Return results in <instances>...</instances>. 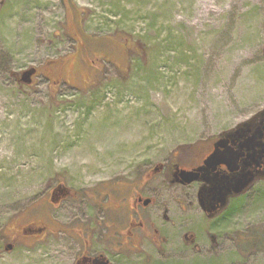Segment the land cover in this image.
<instances>
[{
    "label": "rangeland",
    "instance_id": "rangeland-1",
    "mask_svg": "<svg viewBox=\"0 0 264 264\" xmlns=\"http://www.w3.org/2000/svg\"><path fill=\"white\" fill-rule=\"evenodd\" d=\"M65 1L0 0L5 237L49 220L46 201L59 183L81 192L134 177L177 152L192 158L193 148H210L216 136L264 109V0H70L73 14ZM76 7L85 9L84 18ZM70 14L74 27L67 28ZM79 27L82 44L71 31ZM66 56L60 83L44 74L32 86L20 82L26 69ZM89 56L96 58L94 72ZM167 188L174 222L162 228L166 243L147 242L121 264H264L258 241L264 238V182L211 224L215 249L202 214L183 216L178 191ZM69 204L63 215L69 216ZM185 230L196 232L202 252L185 247ZM6 244L11 240L0 239V264L70 261L67 249L60 247V255L50 239L41 245L24 238L11 250Z\"/></svg>",
    "mask_w": 264,
    "mask_h": 264
},
{
    "label": "flooded vegetation",
    "instance_id": "flooded-vegetation-1",
    "mask_svg": "<svg viewBox=\"0 0 264 264\" xmlns=\"http://www.w3.org/2000/svg\"><path fill=\"white\" fill-rule=\"evenodd\" d=\"M73 30L74 40L82 44L80 31L77 28L71 29ZM87 56L85 53V58ZM67 58L68 56L47 61L44 68L38 67L37 76L44 74L53 85L58 84L64 76ZM96 58L88 57L90 63L87 67L92 69L91 72L96 69ZM101 68L102 66L98 67V72ZM219 138V135L216 136L210 148H193L192 158H188L186 152H177L170 161L150 165L134 177L108 179L81 192L59 183L51 188L46 201L51 211L48 213L49 220L38 219L35 224L22 227L20 231L12 233L11 242L15 246L24 238H32L42 245L50 239L56 244L54 250L60 255V247L67 249L66 257L70 259L68 264H121L125 257L135 255L147 242H152L157 247L166 243L167 238L163 236L162 228L174 222L173 207L164 193L170 185L178 191L175 204L183 216L187 217L190 211L202 214L209 226L205 229V236L212 244V249H215L219 242L216 234L211 231V224L225 218L233 200L243 197L250 190L230 197L224 208L208 212L200 204L204 181L188 182L181 176V172L196 171L204 166L206 159L217 149L214 147ZM220 149L225 151L224 148ZM246 156L245 152L239 155L238 161ZM220 158L228 160L229 156L224 152ZM261 161L258 167L260 170L264 168V158ZM216 172L230 173L229 166L221 162L217 165ZM258 182H264V179L256 183ZM66 202L71 204L69 216L61 213ZM79 207H82V212L77 214L74 211ZM183 243L186 248L196 252L204 250L194 230H185Z\"/></svg>",
    "mask_w": 264,
    "mask_h": 264
},
{
    "label": "water",
    "instance_id": "water-1",
    "mask_svg": "<svg viewBox=\"0 0 264 264\" xmlns=\"http://www.w3.org/2000/svg\"><path fill=\"white\" fill-rule=\"evenodd\" d=\"M36 73L37 68L30 67L20 74L19 80L26 85H32ZM219 137L215 143L217 149L206 159L204 166L196 171L181 172V176L188 182L204 181L200 204L208 212L224 208L230 197L246 193L257 180L264 179V168L258 169L261 159L264 158V109L221 133ZM224 152L229 156L228 160L220 158ZM244 152L247 156L238 161V156ZM221 162L229 166L230 173L216 172V167ZM12 248V244L6 246V250Z\"/></svg>",
    "mask_w": 264,
    "mask_h": 264
},
{
    "label": "trees",
    "instance_id": "trees-1",
    "mask_svg": "<svg viewBox=\"0 0 264 264\" xmlns=\"http://www.w3.org/2000/svg\"><path fill=\"white\" fill-rule=\"evenodd\" d=\"M65 4H66V10L69 11L70 13H72V12H73V9H72V8L74 7V4H73V3H70V0H69V1H65ZM70 7H71V8H70ZM75 10H76V12H77L78 14H80L81 17L84 18V13H83V12H84L85 9H83V8H77V7H76ZM72 14H73V13H72ZM71 16L75 18L74 15H71V14H70V16L66 15V20H67V18H69V21H66V22H67V25H66L67 28H68V27H69V28L74 27V22L72 21ZM79 30L83 33L82 27H79ZM51 60H53V59H51ZM49 61H50V60H49ZM43 67H45V66H43ZM8 224H10V223H8ZM8 224H6L5 227H7ZM12 228H13V227H12ZM14 228H15V227H14ZM21 228H22V227H21ZM21 228H19V229H16V228H15V230L12 231V233H14V232L16 233V232L20 231ZM11 235H12V234H10L9 237H5V236L2 235V233H0V239H1L3 242H6L7 240L10 241V240H11ZM258 241H259L260 248H261V249H264V238H263L261 235L259 236Z\"/></svg>",
    "mask_w": 264,
    "mask_h": 264
}]
</instances>
